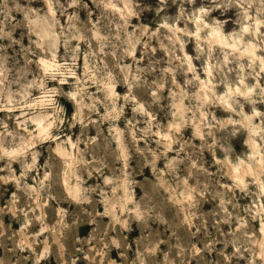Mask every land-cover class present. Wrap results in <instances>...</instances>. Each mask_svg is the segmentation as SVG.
I'll list each match as a JSON object with an SVG mask.
<instances>
[{"label":"clouds","instance_id":"9594fccd","mask_svg":"<svg viewBox=\"0 0 264 264\" xmlns=\"http://www.w3.org/2000/svg\"><path fill=\"white\" fill-rule=\"evenodd\" d=\"M0 264H264V0H0Z\"/></svg>","mask_w":264,"mask_h":264}]
</instances>
